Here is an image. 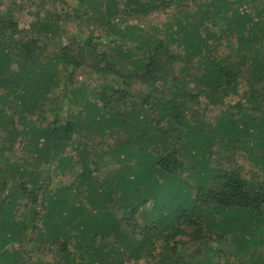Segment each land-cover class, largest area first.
I'll return each instance as SVG.
<instances>
[{
    "label": "trees",
    "instance_id": "1",
    "mask_svg": "<svg viewBox=\"0 0 264 264\" xmlns=\"http://www.w3.org/2000/svg\"><path fill=\"white\" fill-rule=\"evenodd\" d=\"M82 1L74 3L79 12L75 30L71 32L68 25V41L43 61L47 43L69 33V14L46 11L23 28L10 13L0 15V129L9 141V147L0 150V188L7 175L20 176L14 190L0 197V261L17 264L22 254L36 251L35 240H49L57 252L46 264H111L119 254L114 247L118 242L124 243L134 262L142 260L143 264H264V250L259 247L264 241V54L258 55L259 42L264 41V0L248 1L262 18L259 22L252 20L248 8H241L243 0H189L194 6L182 10L163 38L128 25L123 26L127 34L120 38L115 19L123 22L130 12L165 11L172 3L187 9L182 0H89L81 5ZM92 19L104 24L107 41L99 31L84 33ZM223 20L225 29L220 24ZM210 36L227 44L225 57L232 54L231 62L225 64L216 57L222 56L217 47L207 45ZM115 39L121 46L98 49L106 42L114 44ZM172 43L180 47L179 52L171 50ZM193 58L204 68L197 70L191 63L180 66L181 60ZM86 65L110 81L111 85H101L95 92L100 105L87 102L91 99L87 85L73 86L76 72ZM195 70L196 75H190ZM187 76L203 82L201 90L187 89ZM137 80L147 85L138 96L145 114L122 123V116L129 113L115 110L114 103H126L128 88ZM242 80L249 91L223 107V98L237 94ZM61 82L72 102L96 110L91 132L105 134L111 127L110 134H118V126L130 130V147L121 152L134 161L103 180L85 176L79 169L74 182L53 192L39 183L46 170L38 167L30 172L16 162L3 165L1 160L7 158L1 153L22 151L42 164L53 162L63 174L75 170L72 158L48 151L53 146L65 147L76 129L75 115L64 109V100L49 99ZM201 94L207 100L205 107L221 108L208 123L212 124L209 133L194 114L187 117L184 113L190 104L199 102ZM246 95L247 102L242 103ZM34 114V119H27ZM42 119L44 125L36 124ZM151 128L154 137L148 135ZM160 137L166 145L159 146L156 138ZM115 139L120 147L122 138ZM216 142L224 153L219 152L214 162L210 153ZM237 149L245 151L239 158L250 163L254 179L240 175L232 158ZM95 152L91 162L97 170L102 153L101 149ZM182 152L188 158L186 168L193 167L185 174L180 171L185 166ZM223 159L232 166L221 165ZM185 176L194 182H182ZM187 187L198 191L190 195ZM179 195L187 200H180ZM21 206L27 208L25 216L11 219V212ZM14 242L18 246L7 250Z\"/></svg>",
    "mask_w": 264,
    "mask_h": 264
},
{
    "label": "rangeland",
    "instance_id": "2",
    "mask_svg": "<svg viewBox=\"0 0 264 264\" xmlns=\"http://www.w3.org/2000/svg\"><path fill=\"white\" fill-rule=\"evenodd\" d=\"M75 1L76 0H67V4H65L62 0H1L0 1V15L8 12L10 13L18 22L19 28L27 27L29 22L32 21L34 17L38 14L39 16L43 15L46 11H54V12H62L66 11L69 14V19L68 24H67V30H68V25L70 31L75 30V24H74V19L76 18L75 15L77 12H79L75 6ZM89 0H83L81 5H85ZM249 0H243L240 2L241 8L246 7L248 8V11H250L251 17L253 21H262V18L257 17L254 13L256 10H253V7H249L248 5ZM183 5L185 4L188 6L186 9H181L180 3H172L169 8H167L165 11H152V12H147L145 14L142 13H128L124 19L123 22L122 20L115 19L116 22V27L117 30H121L119 32L120 38H123V35L127 34V31L123 29V26L128 25V26H134L136 27V30L139 31L141 29V33H151L155 36H159L161 38L164 37V34L166 29L169 30L170 27H173L174 25V20L175 18H178L181 16L182 10H188L192 8L191 1L189 0H182ZM239 5V6H240ZM194 6V5H193ZM190 8V9H189ZM222 25L223 29H225V21L223 20L220 22ZM104 24L98 20L92 19L87 27L84 28V33L86 32H95L99 31L101 34H103L102 39L104 41H107V37L105 38L104 35V30H106V27H103ZM168 27V28H167ZM69 31V30H68ZM67 34H62L61 37L57 36L54 39H52L50 42L47 43V47L45 50H43L42 56L40 58L41 61L46 60L48 58H51L56 51L60 48V46L68 41V37L70 36L71 32ZM218 30H216L217 32ZM96 33V32H95ZM252 36L255 35L256 29L252 30ZM119 38V39H120ZM253 38V37H252ZM257 43L254 42L253 44ZM115 45L121 46L120 41L115 39L114 44H107V42L102 46L99 47V50H104V51H110L111 47H114ZM171 45V50L174 53H177L180 51V47L177 46L175 43L170 44ZM207 45L209 47H217V50H220V56H216L217 58H220L221 61L226 64L227 62H231V59L234 58L232 54L228 55L225 57L226 53H229V47L224 41H217L213 36H210V40L207 41ZM259 46L261 48L259 57L260 55L264 54V41L259 42ZM258 53V52H256ZM208 55V54H206ZM227 55V54H226ZM210 56V55H208ZM214 56V55H213ZM225 57V58H224ZM249 62L252 64V59L251 57L248 56ZM187 63L188 65L191 63L197 70L203 69L204 66L203 64H200V60H197V58H193L192 60L189 61H183L181 60L180 66L183 64ZM184 66V65H183ZM194 68V69H195ZM196 70L194 72L190 71V75H196ZM198 73V72H197ZM185 73L182 72V75ZM199 75V74H198ZM63 81V79H62ZM109 79H103L101 78L98 74L93 72L90 68V66L86 65L81 69H78L76 72V75L74 77L73 81V86H78L81 84L87 85L89 91L91 93L89 94V99L87 102H93L91 104H98L100 105L101 103L99 100L97 101V98L95 96V92H98L101 88V85L105 87L107 84H110V81L108 83ZM184 85L187 89L194 88L195 89H200L199 86L203 85V82L198 81L197 79L191 78V76H187L184 78ZM147 90V85L144 83H141L140 81H133L131 82L130 87L128 88L129 96L126 97L125 101L126 103H123L121 101H117L114 103L113 99L111 100V103H114V109L119 111V112H125L127 111L129 115H124L122 116V120H124L122 123H132L134 118L137 114L139 115L140 118H143L145 111L144 109L140 106L138 103L139 95L141 93H144ZM242 91H249V86L246 84L243 80L240 81L237 84V94H229L223 98L224 103H222V106L224 107V104H233L238 98H239V93ZM239 94V95H238ZM66 95V90L63 86V82L60 83V86L55 89V91L50 95L49 99L52 100L54 99H60L63 101L64 104V109H68L69 113L72 115H75L76 119V129H75V134L72 138V140L64 147L62 146L61 149L58 147L53 146L50 150H48L51 155L54 154V150L58 152L59 154L66 155L67 157L72 158V165H74V169L76 170H71L67 172L66 174H63L64 172L60 169V167L56 166L53 162H49L48 164H42V161L39 159L34 158L28 153H24L22 151H17L15 153H8L7 150H4L1 155L5 156L7 159L3 158L1 160V164L4 165L5 162H9L13 164L14 162L20 164L21 167H23L26 170H29L30 172L32 171L33 168H42L46 170V173H42L39 177V183H42V185H48V188L51 189V191L57 190L60 186L61 188L65 189L69 184L77 179V171L79 169L84 170L85 176L90 174L92 177H98V179L103 180L105 179L108 175L112 174H118L121 170L122 167H126L129 164H131L134 159H126L124 157V154L121 152V149H125L127 147H130V141L129 133L130 130L122 129L124 126H118V134H110V131L112 130L111 127H108L105 129V134L101 133H93L91 132L92 126H94V121H92V117H96V110H92L89 106H86L85 104H80L76 105L74 102L71 101V98ZM56 96V98H55ZM241 97V96H240ZM244 98L243 102L244 103L247 99L246 96H242ZM200 102V103H199ZM199 102H195L194 105L190 104V106L185 109L184 113L188 117H191L190 113L194 114L197 120V122H203L206 125L204 126L207 133L210 132L212 129V123L219 113V110L221 109L220 107L213 106V105H208L205 107V103L207 102L206 98L201 94L199 96ZM247 102V101H246ZM67 106V107H66ZM98 107V106H97ZM96 107V109H98ZM223 109V108H222ZM65 110H63L64 112ZM231 111L236 113V109H231ZM101 112V111H100ZM126 112V114H128ZM196 112V113H195ZM10 113L11 110H10ZM19 115L15 114L14 118L22 122L21 119L18 118ZM34 115H30L27 117V119H34ZM48 118V117H47ZM47 120H50L49 118ZM194 120V119H193ZM36 124L39 125H44L45 124V119L39 120L36 122ZM125 125V124H123ZM122 129V130H121ZM109 135L107 136L106 134ZM154 130L151 128L149 130L148 135H152L154 137ZM209 135V134H208ZM122 138L118 142L120 143V147L116 144V139L115 138ZM163 137L156 138L157 143H159V146L161 145H166V142H162ZM218 139V138H217ZM107 142V143H106ZM43 142H40L39 146L42 145ZM163 143V144H162ZM15 147H17V142L14 144ZM9 147V141L8 138L5 137L3 129H0V150L1 149H6ZM101 152V159L98 162V168L95 170L93 163L91 162V159L95 156V150H99ZM223 146H219L218 142L214 146H212V151L210 153L211 159L215 162L216 161V155L220 154L219 152L224 153ZM182 150V149H181ZM185 151V149H183ZM182 150V151H183ZM188 151V149H187ZM218 151V153H216ZM194 150L191 151L193 153ZM188 153V152H187ZM186 153V154H187ZM245 151L244 150H235V153L232 158L236 159V163L238 164L237 166L239 167V173L242 178H246L247 180L254 179L252 177L253 168H251L250 163L245 161L244 159L239 158L244 155ZM222 155V154H221ZM182 162L185 165L182 169H180L181 173L185 174L188 173V171L193 170V167L187 169L186 166L189 164L187 156L182 152ZM57 158V157H56ZM55 158V159H56ZM86 158L85 160H83ZM76 159H79V162L76 161ZM54 161V160H53ZM56 163V162H55ZM78 164V165H77ZM224 165L226 167H231L232 164L229 163V161L223 159L221 161V165ZM251 168V169H250ZM80 171V170H79ZM46 175L49 176V178H53L54 180L57 181V183L53 182L50 179L46 178ZM20 176H12V175H7L6 180H5V185L0 188V197H4L5 195L8 196L10 194L11 190L13 189L12 187L17 186V179H19ZM182 182H189L190 184L193 183V178L185 176L182 177L181 179ZM179 184H181L179 182ZM50 185V186H49ZM177 187L176 185H174ZM182 186H179L178 190L181 189ZM168 188L170 186L168 185ZM14 190V189H13ZM12 190V191H13ZM74 190V189H72ZM186 191L190 193V195H195L197 189H192L191 187H187ZM73 192V191H72ZM177 194H179L177 192ZM82 196V195H81ZM180 196V195H179ZM180 200L186 201L187 197L185 195H181ZM7 200V198H5ZM27 204V208H28ZM27 208H23L22 206L18 208L17 210H13L11 212L10 218L13 220H19L20 218L24 217L27 211ZM37 209L41 210V206L37 205ZM135 219H138L135 217ZM39 223V221H38ZM252 241H247V243H250ZM33 248L36 250L33 254L31 255H25L22 254L21 260L19 259L17 264H46L47 261H51L54 259L53 257V251H56V247L51 244L49 240H46L44 243L39 242L38 240H35V242L32 244ZM18 243L14 242L13 244H9L6 246V249L11 251L14 247H17ZM115 249L117 248V251H119V254L115 256L113 262L111 264H114V262H118L119 264H143L142 260H137L133 261L132 257L130 256L129 250L127 247H125L124 243L118 242V245H114ZM261 250H264V241L259 245ZM190 248L189 251L193 250L192 246L188 245V249ZM60 256H63L62 254ZM259 256V255H258ZM264 257V255H261ZM59 260V258H57ZM234 258H232V261ZM0 264H5L2 261H0ZM61 264V262L59 263ZM117 264V263H116Z\"/></svg>",
    "mask_w": 264,
    "mask_h": 264
}]
</instances>
